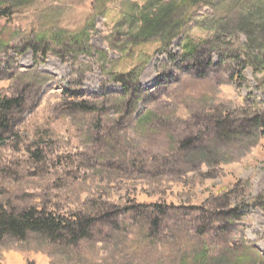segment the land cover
<instances>
[{"label": "rangeland", "instance_id": "rangeland-1", "mask_svg": "<svg viewBox=\"0 0 264 264\" xmlns=\"http://www.w3.org/2000/svg\"><path fill=\"white\" fill-rule=\"evenodd\" d=\"M178 2L0 0V93L24 100L0 131V214L92 222L74 244L6 235L0 264H264V74L238 76L264 53V0Z\"/></svg>", "mask_w": 264, "mask_h": 264}, {"label": "trees", "instance_id": "trees-1", "mask_svg": "<svg viewBox=\"0 0 264 264\" xmlns=\"http://www.w3.org/2000/svg\"><path fill=\"white\" fill-rule=\"evenodd\" d=\"M211 0H179V4L182 2L189 4L190 8H197L203 4L209 3ZM0 18H4L9 15L10 7L7 4L1 5ZM169 8L159 7L151 16L144 17L146 23L150 24L149 31L156 30L160 27L162 19L165 17ZM148 36H150V32ZM144 33V32H143ZM152 33V32H151ZM52 41L59 47H68V43H75L78 41V45H82L86 40H89V33L86 28H82L76 33H67L63 30L55 31L52 35ZM165 41V40H164ZM198 46H185L184 51L188 50L190 54L199 53ZM168 50V48H165ZM242 56H244V62L240 65V71L238 76H241V72L248 68L251 74L254 76L257 73L264 74V53L261 51H254L247 49L242 50ZM235 56V55H234ZM211 62V56L208 55ZM238 59L239 57L236 56ZM137 75L131 78L136 79ZM117 81L129 82V73L116 77ZM264 83V78L262 79ZM71 93V91H69ZM24 105L23 98L8 97L0 93V131L7 132L8 127L11 125L12 117L11 113L15 111L19 113ZM74 106L78 110L89 111L94 107L86 101H76ZM264 115V112L263 114ZM257 128L260 134L264 136V117L257 123ZM260 199L254 201V205L262 206ZM157 206L159 212L163 210V206L157 203L153 204ZM156 222V219H154ZM91 220L80 221L74 217L66 218L64 216L53 215L47 213L44 210H38L36 208H25L19 210L17 213H1L0 214V240L6 235L17 238L25 239L28 232L37 233L53 242L63 239H69L72 244L78 242L81 238L86 237L88 234ZM32 264V263H30Z\"/></svg>", "mask_w": 264, "mask_h": 264}]
</instances>
